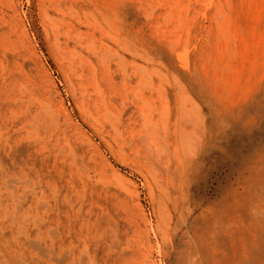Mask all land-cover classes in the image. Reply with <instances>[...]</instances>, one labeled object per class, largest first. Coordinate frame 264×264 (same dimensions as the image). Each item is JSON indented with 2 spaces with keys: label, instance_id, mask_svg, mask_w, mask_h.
<instances>
[{
  "label": "bare ground",
  "instance_id": "obj_1",
  "mask_svg": "<svg viewBox=\"0 0 264 264\" xmlns=\"http://www.w3.org/2000/svg\"><path fill=\"white\" fill-rule=\"evenodd\" d=\"M195 1L203 4L207 0ZM225 2L228 11L221 0H212L217 11L211 16V25L201 26L198 22L192 28L183 26L181 14L177 15L179 22L173 20L172 10L182 4L179 0H47V14L54 13L50 19L55 40L71 74L69 83L79 92L81 118L89 127H79L77 140L70 133V123H63L61 114L50 104L40 101L35 107L39 101L28 96L26 85L0 56L1 204L4 196L16 195L18 184L27 181L11 172L37 179L31 196L16 197L17 212L22 214L10 216L12 222L20 224L25 243L34 249L30 253L20 251L22 239L12 238L19 247L15 253H27L24 264H158L149 235L145 233V239L136 233L130 236L120 221L99 211L102 208L94 198V190L102 177L98 175L94 151H83L80 145H92L98 139L99 146L104 143L114 156L126 157L125 161L135 165L145 152L143 146L166 151L162 158L167 161V181L155 180L163 194L158 202L162 219L158 217L161 222L156 233L160 264H264V161L248 170L244 185L233 189L219 210L210 206L191 220L196 206L191 202L190 181L209 132L207 117L183 79L155 56L154 38L162 43L181 28L189 37L194 30L199 41L196 48L201 47L196 65L200 62V67L209 66L222 74L230 72L231 62L242 54L240 51L244 49V58L248 52L247 35L252 36L251 31L255 34L257 29L248 25L249 31L241 21L256 18V26H260L264 0ZM157 9L166 11L157 14ZM220 15L223 20H219ZM261 37L253 40V55L248 56L253 61L252 72L264 69ZM178 42L167 43L176 48ZM189 58L187 50L181 54L184 67L190 66ZM214 83L227 90L226 77H217ZM122 176L117 177L120 183ZM5 208L4 215H0L3 222L9 218ZM0 254V264L7 263L2 249Z\"/></svg>",
  "mask_w": 264,
  "mask_h": 264
},
{
  "label": "rangeland",
  "instance_id": "obj_2",
  "mask_svg": "<svg viewBox=\"0 0 264 264\" xmlns=\"http://www.w3.org/2000/svg\"><path fill=\"white\" fill-rule=\"evenodd\" d=\"M3 1L5 2H2L0 4V18L2 17V19H4H0L1 58H3L6 63L9 64L11 69H13L16 77L19 79V82L22 85H26L29 90L28 96L32 95L34 99H37L39 101H36L37 106L35 105V107H39L40 101L50 104L54 110L61 114L63 123H66V121L67 123H70V133L74 134L73 137L77 140V136L80 135L78 134L80 130L79 127L83 126L85 130L89 129V127L83 122L81 118V111L79 108L80 95L79 92H75V89L72 87L71 83H69L71 82V74L68 72L69 70L62 60L61 47L55 40L56 35L53 31L54 22H51L50 19V17H52L54 13H51L50 15L47 14V0ZM179 1L182 4L172 10L173 20L175 22H179V16L177 15L181 14V21L183 22L184 27H187L188 25V27L193 28L194 26L195 28V26L197 27L196 24H198V22L200 23L198 25L201 26L211 25V16L217 11L216 7L210 3L212 0H207L203 4H197L195 0ZM258 1L262 2L263 0H255L256 3ZM221 2L224 4L226 3L225 0H221ZM184 4L187 6L182 7V5ZM224 4V9L228 11V7L226 6V4ZM10 6L13 8H11ZM255 7L256 6H254V8ZM199 10L201 11V13ZM165 11L166 10L164 9H157V14L163 13ZM235 14L237 13L235 12ZM10 16H12V19L10 18ZM235 17L236 15L234 16V18ZM223 18V15L219 16V20H223ZM255 19L253 20V18L251 17V21H247L246 19H243L244 21H241L243 24L242 26L245 29L248 28V25L257 28L255 30L256 35L248 28V30L251 31L252 36H250L252 39L247 35L246 44L248 43V45H250L247 47L248 55L247 53H245V58L247 59H245L243 56L242 51L244 49L241 50L240 53L242 54H239V57L237 56V59L232 60L231 62L234 65H232V70L223 74L221 71L217 72L212 70L211 68L208 69L209 66L204 67L203 65H201L202 67H200V62L198 65H196L195 61H198L197 57L198 53L201 52V47L196 48V46L199 44V41L195 39L194 35L196 33L194 32V30H192L191 37L188 36L186 29L182 28L180 31L177 30V32L173 33L168 38V41L173 42L179 40V44H177L179 47L177 46L176 48H173L169 43H167L168 41L160 43L156 40V38L153 39L155 43L154 46L158 49H156L155 51V56L157 57V59L164 62L165 65L170 68V71L174 74L176 73V75H178L181 80L183 79L182 81L184 82L190 93L193 95V97H195V99L201 105H203L202 107L207 117L209 132L204 141V147H202L200 156L198 157V160L195 164V170H193L192 172V179L190 181L191 202L196 206L195 211L191 215V220L199 216L204 209L210 206L215 207V209L219 210L222 202L231 195L233 189H235L236 187L240 188L244 185V182L249 175L248 170L252 166L264 161V69L252 72V69L250 68L253 61H250V58L248 57L249 55H253V52H251V49L253 48V46L251 45H253L252 43H254L253 40L257 39L256 41H259L262 38L261 36H264V18L260 26H256V23L258 21H256ZM4 22L8 25H6ZM251 22H253V24H251ZM261 28L263 29V32ZM21 29L23 31H21ZM244 30H242L244 34L249 33L248 30ZM147 32L149 33V30H147ZM7 33H9L10 35ZM201 34L202 33H200V35ZM257 36H260L259 40ZM13 37H15V40ZM148 38L151 39V36L149 35ZM185 39H189V41H186ZM62 41H65V39L62 38ZM188 42H191V45ZM62 46L64 47L65 44H63ZM205 46L206 42L203 43V47ZM186 50L189 52L190 57L189 67H184L183 62L180 59L181 54ZM35 53L37 54V56ZM232 73L234 74L231 75ZM68 77L70 79H68ZM217 77H222L224 79L226 77V80L228 82L227 90L222 86L214 83V80ZM247 77H250L251 79L249 78V80ZM237 83L239 85H241V83L245 85H241L240 87ZM231 85H234L235 87ZM221 95L223 97H221ZM232 101H234V103ZM229 103L231 104V107H229ZM222 104L224 106H222ZM218 108L220 111L218 110ZM68 113L72 114L73 117L68 115ZM173 118H175V114H173ZM99 142V139L94 141L92 145H82L80 142V145L84 147L83 151H94L93 154L95 155V161L97 162L98 175L99 177H102L101 182L95 183L96 186L94 190V198L102 208V210L100 209L99 211H103L108 216L110 215L109 217H111L112 219L120 221L122 223L123 230L129 231L130 236H133L136 233L137 237L145 239L146 234L149 235V238L151 239L155 247V260L158 264H160V262H158L160 261V256L157 250L159 237L156 235V233L158 231V224L161 222L160 219H162L159 207L160 204L158 202H160V199L163 198V194L158 183L155 180H159L158 178H160V180L167 181L168 172L165 169L167 161L162 158L166 151L157 149L155 146H153L152 149H147L145 146H143L142 148L145 150V152L142 153L141 160L139 161L140 163L136 162L135 165L130 163L128 159L127 161H125L126 157L122 158V156L118 154L114 156L104 143L99 146ZM115 172L120 176L123 175V183L118 182L120 180H118V175ZM11 175H14V177H19L20 180L27 181L22 183L20 182L18 184L16 195L9 194L4 196L3 204H1L0 201V215H4V209L6 210L5 207L8 208L7 213L9 214V218L7 217L4 222L2 219L0 220V249H2V252L7 255V263L4 262V264H24L25 256L27 255V253H25L24 256L21 255V252L20 254L15 253V251L19 249V247L15 243V240L18 239L17 237L22 239V241L20 242L21 245L19 244L20 251L25 250V252L30 253L31 251H34V249H31V247L28 246L27 243H25L26 238L24 234H20V224L12 222V217L16 214H22L17 212L18 206L16 197H18L19 195H23L24 197H26L27 194L28 196H31V190L35 187L33 181H37V179L33 176L26 177L20 172H11ZM108 180L112 181L109 182ZM104 182L107 183L105 184ZM21 187L25 192L21 190ZM24 193L26 194L24 195ZM135 195H138V197H136ZM27 206L28 205H26V207ZM106 210L107 212H105ZM148 213L151 215H149ZM154 213L156 214L154 215ZM158 214L160 215L158 216ZM11 215L12 217H10ZM33 235L35 236V234ZM13 237L15 240L12 239ZM1 259H3L2 254H0V261H2Z\"/></svg>",
  "mask_w": 264,
  "mask_h": 264
}]
</instances>
